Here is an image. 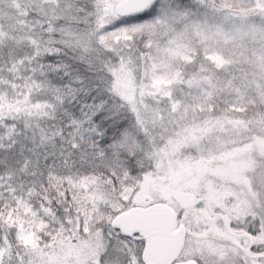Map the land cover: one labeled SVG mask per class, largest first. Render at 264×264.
<instances>
[{
  "label": "snow or ice",
  "instance_id": "6c2138e0",
  "mask_svg": "<svg viewBox=\"0 0 264 264\" xmlns=\"http://www.w3.org/2000/svg\"><path fill=\"white\" fill-rule=\"evenodd\" d=\"M0 264H264V0H0Z\"/></svg>",
  "mask_w": 264,
  "mask_h": 264
}]
</instances>
